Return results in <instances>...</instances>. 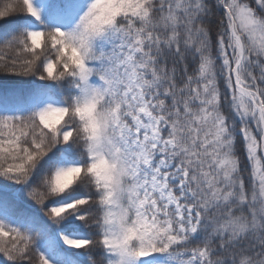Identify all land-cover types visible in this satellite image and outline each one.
<instances>
[{"label":"snow or ice","instance_id":"1","mask_svg":"<svg viewBox=\"0 0 264 264\" xmlns=\"http://www.w3.org/2000/svg\"><path fill=\"white\" fill-rule=\"evenodd\" d=\"M0 264H264V0H0Z\"/></svg>","mask_w":264,"mask_h":264}]
</instances>
